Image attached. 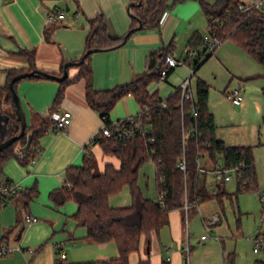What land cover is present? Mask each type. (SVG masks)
Instances as JSON below:
<instances>
[{"label":"crops","instance_id":"crops-1","mask_svg":"<svg viewBox=\"0 0 264 264\" xmlns=\"http://www.w3.org/2000/svg\"><path fill=\"white\" fill-rule=\"evenodd\" d=\"M129 1L0 0V102L2 111L7 112L8 110L2 91L7 71L27 68V58L19 54V50L33 51L34 64L38 70L57 74L62 61H73L81 57L90 29V20L95 16H102L110 37H122L128 31L131 24ZM196 1L180 3L183 5L174 7L173 11L168 9L160 17L158 27L143 28L132 32L123 45L112 50L93 53L90 64L94 89H111L133 82L144 73H154V68L148 66L150 58L154 57L155 63L160 62V50L171 39L176 40L177 43L171 55L181 61L189 39L196 33L195 19L202 15L206 20L200 6L195 3ZM240 1L251 3L254 0ZM61 6L68 7L63 22L56 26L47 24V13ZM205 22L208 31L207 20ZM46 32L49 39H46ZM228 49L232 56L250 69L248 71L250 75L256 76L250 57L242 49L234 44ZM215 50L195 72L202 82L206 81L204 64L209 60L211 63H217L212 57ZM225 53L228 52L219 48L216 58L224 57ZM188 67L185 63L178 64L166 79L151 82L147 86L148 92L156 93L160 99H166L177 89L181 81L190 75ZM77 72L74 67L68 69L70 78L74 77ZM192 86L194 88L193 83ZM57 90L58 84L54 81L22 80L17 84L16 93L28 126L37 127L41 119L48 117ZM207 107L214 118L215 138L228 146H245L246 144L242 142L235 144L227 142L223 134L218 135L216 111L211 107L208 98ZM56 110L70 112L71 123L67 130L65 132L54 131L49 125L38 138L35 149L39 147L40 150L36 152L33 160L22 163L16 158H9L2 164L0 181L18 182L23 190L0 209V240L5 241L13 249L9 255L0 258V264H54L56 259L69 262L67 257L63 258L61 255L67 256L65 248L70 245L72 248L76 247L74 249L76 252L80 250L82 257L81 261H72V263L104 260L118 256L116 245L113 242L95 244L83 240L85 230L77 227L70 219L77 209L76 205H74L75 208L74 206L71 208L72 205L69 207V202H66L63 206L56 208L48 199L52 190L63 185L65 170L69 166L82 165L84 158L89 157L92 170L96 166L99 172L103 171L107 163L115 167L119 166L115 157L104 155L100 147L93 144V139L100 130L102 121L99 114L91 109L85 100V87L82 80L74 81L66 86ZM139 110L135 99L128 95L117 101L109 113V118L122 120L134 116ZM31 188H36L38 194L26 204L25 194ZM197 209L191 210L187 218L181 207L169 212V223L166 226L171 234L172 251L170 253L166 252L168 248L163 246L161 236L157 237V245L153 249L152 237L150 242H146L147 238L141 236L138 251L129 255V264H137L139 260H145L147 256H149L150 264H161L163 260L168 261L169 264H183V256L186 252L184 248L188 245L183 243L182 224L185 220H189ZM25 215L36 217L38 221L30 223L25 219ZM210 217L202 218V222ZM76 241L80 242L78 246H76ZM147 245H149V255L146 253ZM163 250H165V256Z\"/></svg>","mask_w":264,"mask_h":264},{"label":"trees","instance_id":"trees-1","mask_svg":"<svg viewBox=\"0 0 264 264\" xmlns=\"http://www.w3.org/2000/svg\"><path fill=\"white\" fill-rule=\"evenodd\" d=\"M177 1L130 0L131 24L127 32L134 29L138 21L141 24L140 29L158 27L162 14L173 7ZM197 2L207 20L208 34L217 37L221 43L231 40L264 68V16L260 12L242 13L238 9V4L243 3L240 0H216L214 3L197 0ZM47 34L46 32V39H49ZM124 35L116 38L110 37L102 16L97 15L90 20V29L85 39L82 55L88 50L107 51L117 48L124 44L122 43ZM187 48L195 50L196 54L185 52L181 61L189 66L194 76L201 64L214 51L206 52L203 38L197 33L191 36ZM172 50L173 39L160 50L158 71L164 66V59L171 54ZM18 52L27 58L28 64L27 68L11 69L6 74L2 91L4 92V103L8 108L7 112L2 111L0 102V117L5 115L8 119L6 138L19 132V122L14 113L9 82L17 74L38 70L34 64L33 51L21 49ZM92 54H88L82 62H80L82 55L79 59L71 61L73 65L68 69L74 67L78 71L74 77L70 78L67 70V77L63 81H54L58 84V90L53 98L48 117L41 119L37 127H30L26 124L25 135L0 152V170L2 164L9 158H16L22 163L31 160L36 154L35 147L38 138L51 125V113L56 111V107L60 104L66 86L74 81L84 82L85 100L88 106L96 111L100 118L104 117L106 124L111 120L110 111L121 98L130 95L139 106L138 119L147 130L143 137L118 138L110 135L108 137L97 136L93 139V144L98 145L104 155L113 156L118 160V167L107 163L102 172L95 173L89 157L84 158L82 165L69 166L65 170L63 185L52 190L48 195L49 201L56 208L72 201L77 209L70 219L77 227L85 230L83 240L95 244L113 242L116 245L118 256L78 263L56 259L54 264H129V255L138 251L141 236H145L146 242H150L153 235L157 236L159 231L168 225V214L171 210L182 206V193L185 189L190 201L198 198L199 202H203L215 197L221 204L223 196L232 199L234 194L232 196L226 194L224 185H218L215 196L207 193L204 176L196 169L199 157L209 158L213 163L221 160L226 167L241 165L239 171L234 174L236 193L257 189L252 147L228 146L214 136V118L207 107L208 86L204 82L196 80L194 102H184L181 106L178 89L166 99H160L156 93L148 92L147 86L151 82L161 80L158 71L150 74L144 73L133 82L111 89L96 90L92 85L93 75L90 64ZM66 62H61L59 72L54 75H62L63 65ZM77 62L78 64H75ZM172 71L173 68L169 67L164 79ZM22 80L53 81L40 76ZM20 81L14 83L15 90ZM261 93L264 101V88ZM191 105L196 111L195 116L189 111ZM182 130L186 132L185 138L182 136ZM28 134L31 137L29 149L24 153H19L17 149L26 144ZM181 159L186 162L185 172L177 167ZM147 161H151L155 168L156 199L144 197L137 185L138 170ZM124 186L129 189L130 205L110 206L109 198L119 193ZM162 193L163 206L158 202V195ZM37 194L36 188H31L25 194V203L35 198ZM137 264H150L149 256L145 260H139ZM161 264H169V262L163 260ZM222 264H233V256L224 257ZM256 264H264V261H257Z\"/></svg>","mask_w":264,"mask_h":264},{"label":"rangeland","instance_id":"rangeland-1","mask_svg":"<svg viewBox=\"0 0 264 264\" xmlns=\"http://www.w3.org/2000/svg\"><path fill=\"white\" fill-rule=\"evenodd\" d=\"M189 1L178 0L169 11L183 5L180 3ZM206 1L214 3L216 0ZM258 1L254 0L251 3ZM195 3L199 6L197 1ZM195 21L196 33L202 38L206 37L208 35L206 20L200 15ZM233 44L231 40H226L216 48L212 57L217 63H211L209 60L204 64L203 69H205L206 77L204 82L208 86V100L210 99L211 107L216 111L218 135L223 134L222 136L227 142H234V144L242 142L246 144L245 146H250L253 149L257 189L236 193V179L233 176L229 182L224 184L226 194L231 196L234 194L232 199L223 196L221 204L215 197L199 202L198 209L189 220H185L182 224L183 243L190 249L188 252L185 250V254L183 253V264H222L223 258L228 255L233 256V264H256L257 261H264V248H258L257 252L253 251V248L256 247L255 239L264 238V204L260 201V195L264 192V101L261 93L264 88V69L248 55L252 61L253 72L257 77L250 75L248 73L250 69L232 56L228 49ZM176 46L175 40L173 41V51ZM219 48L228 53L217 59L216 54ZM188 69L190 68L188 67ZM189 72L191 73V70ZM259 74L262 76L259 77ZM197 78V74L192 76L193 85ZM234 89H241L243 101L240 106L233 105L225 98L224 92ZM93 171L99 172L96 166L93 167ZM211 177L208 173L205 184L208 192ZM137 185L144 197L157 198L155 168L151 161L143 163L139 168ZM184 197L185 190L182 193V199ZM109 203L114 207L130 205L128 187L124 186L119 193L111 196ZM70 205L73 208L75 204L69 201V207ZM213 215L218 216L220 220L208 228L212 230V234H210L204 227L202 218ZM159 236L164 243L163 246L168 248L166 252L170 253L172 251L171 234L167 226L163 227L157 236H152V249L157 245ZM202 236L206 238L203 240ZM79 244L80 242L76 241V246ZM75 248H72L71 245L67 246L65 248L67 256L61 255V257H67L69 262L81 261V252L80 250L76 252ZM164 253L165 250H163Z\"/></svg>","mask_w":264,"mask_h":264},{"label":"built area","instance_id":"built-area-1","mask_svg":"<svg viewBox=\"0 0 264 264\" xmlns=\"http://www.w3.org/2000/svg\"><path fill=\"white\" fill-rule=\"evenodd\" d=\"M65 7L66 6H61L49 11L46 15V23L55 25H59L60 23H62L66 16ZM238 9L244 14H249L250 12L257 11L264 16V0H259L256 3H240L238 4ZM203 42L205 44L207 53L214 51L221 44V41L217 37L210 34L203 38ZM186 52L192 55L196 54V51L190 48H187ZM180 63H182V61L177 60L173 55L168 54L164 59V66L161 67L159 71L158 69L156 70L160 75V79L163 80L166 77L169 67L174 68ZM191 79L192 70L190 75L183 81H181V83L177 87L180 92V106L184 102H194L195 95ZM224 95L225 98L235 106L240 105L243 99L241 95V89H234L232 91L224 92ZM189 111L193 116L196 115V111L193 105H191ZM139 112L140 111H138V113ZM138 113L134 116L122 120H110V123L108 124L105 123L104 117H102L101 128L94 138H96L97 136L108 137L110 135H114L118 138H128L133 136L143 137L146 134L147 130L145 128V125L138 119ZM50 121L54 131L65 132L71 123V114L69 111L56 110L51 113ZM182 131V136L183 138H185L186 132L185 130ZM39 150L40 148L37 147L36 152H39ZM177 167L179 170L185 172V160L181 159L178 162ZM240 167L241 165L235 167H226L221 160H217L213 163L209 158L202 156L197 160L196 169L198 173L204 176V184H206L207 174L209 173L212 176L210 190L209 192L207 191V193L211 196H215L218 191V185H224L226 182H229L233 178L234 174L239 171ZM22 190V185L18 182L0 181V209L3 208L10 199H12ZM163 197V193L158 195V202L161 206H163ZM260 201L264 204V192L260 195ZM198 204V198H195L193 201L189 200L188 193L185 189V197L183 199L181 208L186 218L191 210L198 208ZM25 219L30 223H35L38 221L36 217L30 215H25ZM218 220V216L213 215L209 219L203 221V225L205 228H207V232L212 234V232L208 228L216 224ZM201 238L204 240L206 237L202 236ZM255 246L256 247L253 248L254 252H257L258 248H264V238H256ZM184 250L188 251V246L184 248ZM12 251L13 249L10 248L5 241L0 240V258L9 255Z\"/></svg>","mask_w":264,"mask_h":264},{"label":"water","instance_id":"water-1","mask_svg":"<svg viewBox=\"0 0 264 264\" xmlns=\"http://www.w3.org/2000/svg\"><path fill=\"white\" fill-rule=\"evenodd\" d=\"M65 9H66V11H68L67 6L65 7ZM128 9H129V7H128ZM140 28H141V24L138 21V25L134 29L130 30L129 32H127L124 35L122 43L126 42L128 36L132 32L139 30ZM99 51H100L99 49L88 50L84 55H82L80 62L84 61L85 57L88 54H92V53L99 52ZM75 64H78V62ZM72 65H73V63L71 61H67L66 63H64L61 76L54 75V74L44 72L41 70H35L33 72H26V73L17 74L11 78L8 87H9V90L11 93V99L13 102L14 113L16 115L17 121L19 122V132H18V134H15L9 138H6V124H7L8 119L5 115H2L0 117V152H2L4 149H6L10 145H12L14 142H17L20 138H22L25 135V128H26L25 115L21 109L16 90L14 89V86H13L14 83L17 81H20L22 79L32 77V76H40V77L48 79V80L61 82L67 77V70ZM148 66H149V68H154V70L156 71L160 66V62L155 63V58L151 57ZM30 141H31V137L28 134V135H26V144L23 147L17 149L19 151V153H24L29 149ZM146 253H149V245H147Z\"/></svg>","mask_w":264,"mask_h":264}]
</instances>
